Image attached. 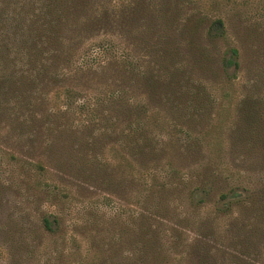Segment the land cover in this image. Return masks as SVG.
Returning a JSON list of instances; mask_svg holds the SVG:
<instances>
[{
	"label": "trees",
	"instance_id": "obj_1",
	"mask_svg": "<svg viewBox=\"0 0 264 264\" xmlns=\"http://www.w3.org/2000/svg\"><path fill=\"white\" fill-rule=\"evenodd\" d=\"M0 123L38 178L7 264H251L264 0H0Z\"/></svg>",
	"mask_w": 264,
	"mask_h": 264
},
{
	"label": "rangeland",
	"instance_id": "obj_2",
	"mask_svg": "<svg viewBox=\"0 0 264 264\" xmlns=\"http://www.w3.org/2000/svg\"><path fill=\"white\" fill-rule=\"evenodd\" d=\"M7 135L0 123V264H7L10 259L20 263L22 252L25 254L36 243L33 196L38 178L33 159L21 155ZM257 232L250 239L255 250L245 260L264 264V228ZM31 261L27 260L28 264H33Z\"/></svg>",
	"mask_w": 264,
	"mask_h": 264
}]
</instances>
